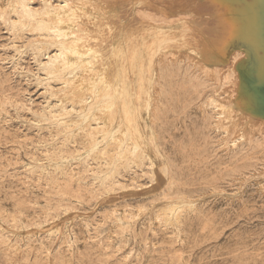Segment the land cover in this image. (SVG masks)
Returning a JSON list of instances; mask_svg holds the SVG:
<instances>
[{"label": "rangeland", "instance_id": "374dc122", "mask_svg": "<svg viewBox=\"0 0 264 264\" xmlns=\"http://www.w3.org/2000/svg\"><path fill=\"white\" fill-rule=\"evenodd\" d=\"M9 1L0 0V264H264V96L252 88L264 80V0H111L97 20L104 31H90L83 109L55 94L75 67L38 65L55 52L36 42L52 16L20 22ZM104 41L110 54L97 52ZM234 100L243 123L253 116L242 137L214 127ZM105 102L129 125L120 146L133 143L138 164L107 146L117 121L86 137L97 126L88 108ZM214 171L226 176L212 190ZM172 203L180 224L156 216Z\"/></svg>", "mask_w": 264, "mask_h": 264}, {"label": "bare ground", "instance_id": "6f19581e", "mask_svg": "<svg viewBox=\"0 0 264 264\" xmlns=\"http://www.w3.org/2000/svg\"><path fill=\"white\" fill-rule=\"evenodd\" d=\"M9 1V0H8ZM50 1V0H49ZM48 0H43V7L41 10H36L35 8L33 9V7H31L29 5V2L28 0H14L13 2L15 3V5H13L12 7V12L14 11L17 16H18V19L20 22H23L24 21V18L27 17V16H32L34 14H38L40 12H43V14H46V15H50L52 16L53 19H51L50 17H48L49 20H51V22H45L46 24H44L43 27L40 28V26L37 28V30H44L45 33H41L39 38L36 40L37 43H39L40 45H45V44H49L52 46V48L54 47L55 49V52H53L52 54H49L47 55V57H44L46 58V61L42 62V61H39V64L40 65V68L41 70H44L46 72V74H56L58 72H60L61 70L65 69L66 67H70V66H73L75 67L72 71H70V75L67 76V77H63L61 78V83H60V86L58 89H55V94H57V97L59 99V101L61 103H65V102H68V101H71L73 104H72V107H74V104H80V107L81 109L84 108L85 106V98H84V94H83V91L84 89L91 84V80H92V77L95 75H93L91 77V72L92 71L89 67H86L84 65V62L86 60L87 57H85V55L87 54H90V52L96 50L95 47L97 48V46L93 45L92 42H89V39L92 37V34L91 32L93 31H96L97 29H101V31H104V25H102L101 27L100 24L97 23V20H98V17L103 14V17L104 15L106 14V10L107 8L110 6V4L113 2L111 0H58V2L53 5L51 2H49ZM257 1V0H256ZM10 2V1H9ZM116 2V1H114ZM12 3V2H11ZM55 3V2H54ZM111 4V5H112ZM8 5V4H7ZM97 5L99 6H103L105 5V7L102 8V11L99 12L98 11V7ZM10 6V5H9ZM201 6V5H200ZM112 7V6H111ZM199 7V6H198ZM203 7V6H202ZM206 7V6H205ZM11 8V6H10ZM9 8V9H10ZM237 8V7H236ZM110 9V8H109ZM150 9V8H149ZM153 9V8H152ZM239 9V8H237ZM100 10V9H99ZM198 10V9H197ZM203 10V9H202ZM200 10V11H202ZM207 10V8H206ZM9 11V10H8ZM151 11V10H150ZM172 11V10H171ZM208 11V10H207ZM105 14H104V13ZM197 12V11H196ZM5 14L6 12H4V5H2L0 3V16L1 17H5ZM11 14V12H10ZM168 14V13H167ZM106 17V16H105ZM104 17V18H105ZM123 17V16H122ZM254 17V16H253ZM253 17H251V21H249V25L250 23L253 22ZM107 18V17H106ZM105 18V20H106ZM135 18V17H134ZM263 20H264V13L262 14V17H261ZM34 19V18H33ZM43 19V18H42ZM100 20H102L103 18H99ZM13 20V19H12ZM120 20V19H118ZM16 20H13L11 23L9 22L10 26L13 28H15L16 26V23L14 22ZM41 21V20H40ZM45 21V20H44ZM109 21V19L107 20ZM107 21H104V22H107ZM202 21V20H201ZM38 22V21H37ZM103 22V23H104ZM204 22V21H203ZM256 22V21H255ZM118 22H116L117 24ZM134 23V22H133ZM102 24V23H101ZM123 24V26L125 27L126 25L124 24V21L121 23ZM202 25V23H200ZM206 24H207V21H206ZM209 24V23H208ZM253 24V23H252ZM106 25L109 27L108 29L110 30L111 27H113L111 25V23H106ZM135 25V24H134ZM6 26V25H5ZM96 26H98L99 28H95ZM123 26H120V27H123ZM106 27V26H105ZM118 27V29L120 28ZM127 27V26H126ZM205 27V26H204ZM202 27V28H204ZM207 27V26H206ZM251 27V26H250ZM28 28V27H27ZM107 28V27H106ZM96 29V30H95ZM99 29V30H100ZM103 29V30H102ZM115 29H117V27H115ZM114 29V30H115ZM206 29V28H205ZM113 30V31H114ZM9 31V30H8ZM91 31V32H90ZM107 30H105V34H107L106 32ZM121 31V30H119ZM123 31V30H122ZM121 31V32H122ZM127 31V30H126ZM209 31V29H208ZM98 33H100L99 31H96ZM115 32V31H114ZM117 32V30H116ZM115 32V33H116ZM95 33V32H94ZM114 33V34H115ZM91 34V35H90ZM113 34V33H112ZM117 34V33H116ZM115 34V37L114 38H119L118 37V34L116 35ZM125 34V33H124ZM97 34H95L96 36ZM99 35V34H98ZM97 35V36H98ZM110 35V34H109ZM18 36V35H17ZM99 36H104V35H99ZM98 36V38H99ZM107 36V35H106ZM105 36V37H106ZM126 36V35H125ZM259 36V35H258ZM105 37H102V38H105ZM111 37L110 36V39L111 40ZM16 38V37H15ZM108 37H106L107 39ZM259 38V37H258ZM96 39V38H95ZM106 39H103V40H106ZM263 39V38H262ZM102 40V41H103ZM107 39V41H109ZM115 40V39H114ZM117 40V39H116ZM101 41V40H99ZM260 43V42H259ZM47 44V45H48ZM98 45V44H97ZM38 46V45H37ZM95 46V47H94ZM113 46V45H111ZM261 46V45H260ZM101 47L104 49L101 50ZM113 48V47H112ZM115 48V47H114ZM117 48V47H116ZM40 49V48H39ZM98 49L99 51L97 50V52H101V53H104L105 54H110L111 53V50H110V45L104 41L103 44L101 43L99 46H98ZM119 51V49H118ZM95 51V54L97 53ZM123 52V51H122ZM121 52V53H122ZM44 54H47L46 52ZM117 54V53H116ZM97 55V54H96ZM103 55V56H104ZM239 55V53H237L236 55L234 54V59L237 58V56ZM254 55V54H253ZM90 56V55H89ZM95 56V55H94ZM102 56V57H103ZM92 57V55H91ZM90 57V58H91ZM98 56H96L97 58ZM105 57V56H104ZM107 58V57H106ZM105 58V59H106ZM99 59V57H98ZM97 59V61H98ZM108 59V58H107ZM100 60V59H99ZM104 60V58H103ZM108 61V60H107ZM112 61V60H111ZM172 61V60H171ZM92 62V61H91ZM94 62H92L93 64ZM100 63V62H99ZM102 63V62H101ZM178 63V62H177ZM259 63H261L259 61ZM262 64V63H261ZM103 66V64H101ZM264 65V64H263ZM100 66V64H99ZM204 67H206V65H204ZM234 67V66H233ZM115 68V67H114ZM253 68V67H252ZM249 69V68H248ZM251 69V68H250ZM95 70V69H94ZM256 70V69H255ZM254 70V73L256 74V71L255 72ZM258 70V69H257ZM260 70V68H259ZM263 70V69H262ZM97 71V69H96ZM95 71V73H96ZM90 72V73H89ZM104 72V71H103ZM94 73V72H93ZM249 73V72H248ZM97 74V73H96ZM249 74H253V72L249 73ZM248 74V75H249ZM236 75V73H235ZM252 76V75H250ZM254 76V75H253ZM252 76V77H253ZM119 77V76H118ZM229 74H227V76L225 77V83H228L229 81ZM246 77V76H245ZM249 77V76H248ZM255 78H258V77H255ZM51 79V78H49ZM96 79V78H95ZM246 79V78H245ZM248 79V78H247ZM251 79V78H250ZM234 80H236L234 78ZM261 80V79H260ZM52 81V80H51ZM95 82V80H93ZM92 81V82H93ZM249 81V79H248ZM262 81V80H261ZM97 82V81H96ZM101 82V81H100ZM108 82V81H106ZM244 82V81H243ZM242 82V83H243ZM247 82V81H246ZM258 82V81H257ZM102 84V83H101ZM168 84V83H167ZM224 84V83H222ZM236 84V83H235ZM245 84V83H244ZM250 84V82H249ZM252 84V83H251ZM250 84V85H251ZM108 85V83L106 84ZM104 86V84H103ZM243 86V84H242ZM247 87V85H245ZM253 86V85H252ZM102 88V86H100ZM117 87V86H116ZM249 87V86H248ZM255 87L257 88V92H260L259 94H261V96H264V80L261 82L258 83V85L252 87L255 89ZM55 88V87H54ZM89 88V87H88ZM99 88V87H98ZM251 88V89H252ZM90 89V88H89ZM100 89V88H99ZM117 89V88H116ZM107 90V88H106ZM101 91V90H100ZM253 91V90H252ZM108 92V91H107ZM159 94L160 91H158ZM156 92V93H158ZM231 93L233 92L230 91ZM256 92V93H257ZM109 93V92H108ZM254 93V92H253ZM230 94V93H229ZM258 94V93H257ZM258 94V95H259ZM106 95V92L105 94ZM158 95V94H157ZM220 95H223V94H220ZM254 95V94H252ZM232 97V96H231ZM232 99H234L232 97ZM158 100V99H157ZM242 100V99H241ZM263 100V99H262ZM261 100V101H262ZM240 102V101H239ZM208 103V102H207ZM241 103V102H240ZM246 103V102H245ZM57 104V103H56ZM106 104H108L107 102L104 103V105L106 106ZM205 104V102L203 103ZM211 106H222V104L219 102L218 99H209V103ZM51 105V104H50ZM103 103L101 104V107H98L96 108L95 110L92 109L90 106L88 108V110L90 111V117L92 120L95 121V124L97 125L96 127L92 128V131H89L88 133H86V137H88L91 141H94V137H93V132L94 131H104L105 128L110 124V122H113L114 120L117 121V125L116 128H115V131H114V134H112L110 136V142L107 144V146L109 144H114V147H113V150L115 152H118L120 155H122L123 157H126V158H131L132 161H134L135 164H138L140 158H141V155L140 153L138 152L137 149L135 148H132V144L130 142V144H127L125 145L124 147L120 146L121 145V139H122V135L124 136L125 134V128L129 125H126V127L124 128L123 125H124V121L122 119H118V117L113 114V113H110V111L108 112V109L110 105L108 106H102ZM125 105V104H124ZM161 105V104H160ZM48 106V104H47ZM201 106V105H200ZM207 106V105H206ZM204 107L206 109V112H207V115H208V108L210 107ZM123 107V106H122ZM126 107V106H125ZM128 107V105H127ZM237 107H240V104L238 103V101L234 100L231 102V107L229 108V110H227V112H219L218 114L220 115L219 117V120L221 119L222 120V124H218V121L216 119V123L214 124V127L215 128H223L224 130V133H228L229 130H234V131H237V134L238 135H241L244 136V134H247L248 132V129L251 127V123L250 121L252 120L253 116H252V113L250 115V120H248L247 122H242L241 119L243 118V116L241 114H234V109H236ZM51 108V106H50ZM59 107H57L58 109ZM121 108V107H120ZM212 108V107H211ZM44 109V108H43ZM55 109V108H54ZM53 109V110H54ZM63 109V112L64 113H69L70 110H67V108H65V106L62 107ZM123 109V108H122ZM127 109V108H126ZM200 109V108H199ZM154 110V109H153ZM216 109H214L215 111ZM58 111V110H56ZM128 111V110H127ZM218 111V110H217ZM3 112V111H2ZM35 112V111H32V113ZM40 113V112H39ZM125 113V112H124ZM35 114H38V113H35ZM34 114V115H35ZM45 114V113H44ZM256 114V113H254ZM253 114V115H254ZM39 115V114H38ZM122 114H120L121 116ZM206 115V116H207ZM218 115V116H219ZM257 115V114H256ZM263 115V114H262ZM36 116V115H35ZM123 116V115H122ZM46 117V116H45ZM215 117V115H214ZM217 117V116H216ZM258 117V116H256ZM262 117V116H261ZM4 118V117H3ZM36 118V117H35ZM46 118H49V117H46ZM128 118V117H127ZM255 118V117H254ZM214 119V118H213ZM37 120V119H36ZM52 120V119H51ZM129 121V120H128ZM126 122V121H125ZM207 122V120H206ZM90 124V123H89ZM88 124V125H89ZM127 124V123H126ZM209 124L212 125L211 122H209ZM253 127V126H252ZM132 130V129H131ZM110 131V130H109ZM153 131V130H152ZM253 131V130H252ZM264 131V130H263ZM85 133V132H84ZM131 133V132H130ZM129 134V133H128ZM132 134V133H131ZM252 134V133H251ZM253 135V134H252ZM240 137V136H239ZM253 137V136H252ZM251 137V138H252ZM208 138V137H207ZM242 140V139H241ZM240 140V141H241ZM134 141V140H133ZM132 141V142H133ZM239 141V142H240ZM107 143V142H106ZM232 143V142H231ZM136 144V143H135ZM237 145V143H235ZM234 144V145H235ZM240 144V143H239ZM263 144V143H262ZM232 146V144H231ZM233 147V146H232ZM106 148L103 147L102 149L104 150ZM102 149H99V151L97 153H101ZM141 151V150H140ZM199 151V150H198ZM223 156V155H222ZM263 161V160H262ZM152 163V162H151ZM150 163V164H151ZM256 164V163H255ZM154 165V163H153ZM262 166V165H261ZM239 173V171H238ZM226 175H219L218 173H216V171H214L213 173L211 174H207L205 177H210V180L204 182L206 187L207 188H211L212 190L213 189H216L218 188L221 184L220 182L222 180L225 179ZM168 180V179H167ZM118 185V184H117ZM182 185H186L184 184V182H182ZM181 185V189L179 190V193H184L186 192V189ZM167 186V185H166ZM157 187V186H156ZM154 187V188H156ZM153 188V189H154ZM222 191V190H221ZM225 191V190H224ZM159 192V191H158ZM211 192V191H210ZM259 192V191H258ZM150 193V192H149ZM264 193V191H263ZM187 196V195H186ZM206 196V195H205ZM202 197V196H201ZM242 197V196H241ZM246 197V196H245ZM189 200V199H188ZM239 200V198H238ZM36 205V204H35ZM176 207L174 206V204H169L166 206V208H164L160 213L157 212L156 216L159 217L161 213H164V222L166 223H169V224H180L182 220L185 219V215L178 213L175 211ZM207 209V208H206ZM219 209V208H218ZM175 211L174 214H170L168 215V211L171 213L172 211ZM141 211V210H140ZM182 211V210H181ZM192 211V210H191ZM192 213V212H191ZM193 215V214H192ZM136 216V215H135ZM121 221V220H119ZM23 222V221H22ZM105 223V222H104ZM29 227V226H28ZM178 228V227H177ZM3 236V235H2ZM180 236V235H179ZM5 237V236H4ZM180 238V237H179ZM1 239V238H0ZM3 241V240H2ZM12 244V243H11ZM59 249V248H58Z\"/></svg>", "mask_w": 264, "mask_h": 264}]
</instances>
